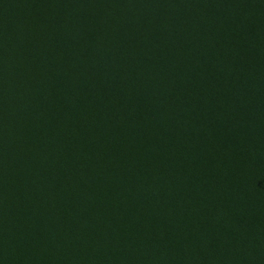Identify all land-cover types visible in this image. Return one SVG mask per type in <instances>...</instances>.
<instances>
[{
	"label": "trees",
	"instance_id": "obj_1",
	"mask_svg": "<svg viewBox=\"0 0 264 264\" xmlns=\"http://www.w3.org/2000/svg\"><path fill=\"white\" fill-rule=\"evenodd\" d=\"M0 264H264V0H0Z\"/></svg>",
	"mask_w": 264,
	"mask_h": 264
}]
</instances>
